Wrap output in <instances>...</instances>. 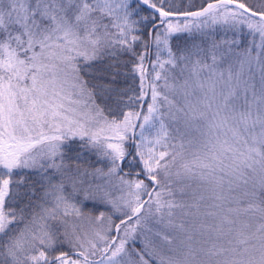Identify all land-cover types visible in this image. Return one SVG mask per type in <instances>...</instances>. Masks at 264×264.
<instances>
[{
  "label": "snow or ice",
  "instance_id": "snow-or-ice-1",
  "mask_svg": "<svg viewBox=\"0 0 264 264\" xmlns=\"http://www.w3.org/2000/svg\"><path fill=\"white\" fill-rule=\"evenodd\" d=\"M0 264H264V0H0Z\"/></svg>",
  "mask_w": 264,
  "mask_h": 264
}]
</instances>
